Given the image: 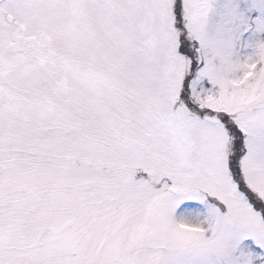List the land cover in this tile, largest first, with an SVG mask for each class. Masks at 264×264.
I'll return each mask as SVG.
<instances>
[{
    "label": "snow or ice",
    "instance_id": "1",
    "mask_svg": "<svg viewBox=\"0 0 264 264\" xmlns=\"http://www.w3.org/2000/svg\"><path fill=\"white\" fill-rule=\"evenodd\" d=\"M0 264H264V0H0Z\"/></svg>",
    "mask_w": 264,
    "mask_h": 264
}]
</instances>
